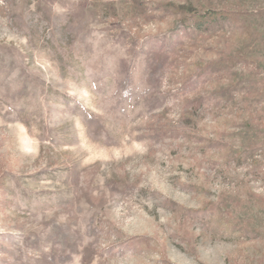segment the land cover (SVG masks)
I'll use <instances>...</instances> for the list:
<instances>
[{
  "label": "rangeland",
  "instance_id": "1",
  "mask_svg": "<svg viewBox=\"0 0 264 264\" xmlns=\"http://www.w3.org/2000/svg\"><path fill=\"white\" fill-rule=\"evenodd\" d=\"M0 264H264V0H0Z\"/></svg>",
  "mask_w": 264,
  "mask_h": 264
},
{
  "label": "trees",
  "instance_id": "2",
  "mask_svg": "<svg viewBox=\"0 0 264 264\" xmlns=\"http://www.w3.org/2000/svg\"><path fill=\"white\" fill-rule=\"evenodd\" d=\"M226 20L230 21L229 18L225 17L222 14H219L217 16L207 17V18H194L193 20H189V22L191 23L190 28L195 29L197 31L204 32L208 30L209 28L218 26L219 24H221L222 22H225ZM125 79L126 81L129 80L127 77ZM123 86H124V89H127L128 82L123 83Z\"/></svg>",
  "mask_w": 264,
  "mask_h": 264
}]
</instances>
